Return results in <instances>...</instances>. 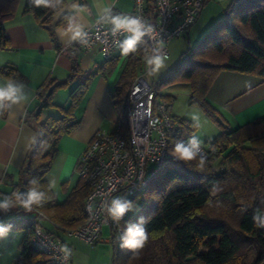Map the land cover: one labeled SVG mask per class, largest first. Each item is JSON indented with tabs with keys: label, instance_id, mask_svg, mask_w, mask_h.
<instances>
[{
	"label": "trees",
	"instance_id": "trees-1",
	"mask_svg": "<svg viewBox=\"0 0 264 264\" xmlns=\"http://www.w3.org/2000/svg\"><path fill=\"white\" fill-rule=\"evenodd\" d=\"M22 1L23 13L32 14L47 29L53 13L60 8L37 7L32 0H0V50L9 48L4 24L14 17ZM147 1L148 11L153 12V1ZM148 54V44L141 40L136 52L126 56L110 93L123 132V103L132 82L144 69ZM223 70L264 78V0H230L221 22L193 50L183 53L177 66L154 85L157 90L175 81L186 82L191 92L190 103L198 105L220 132L204 145L198 144L211 155L209 160L203 161L196 155L186 162L172 155V151L177 143L188 146L193 140L189 136L193 128L172 116L173 128L166 134L167 158L163 166L150 178L145 190L133 198V213L120 218L121 240L117 242L111 233V264H264V117L233 130L224 126L205 98L211 82ZM92 75L81 73L73 62L68 80L75 79L76 85L70 91L67 107L52 102L53 92L65 82L49 81L39 88L36 117L50 108H56L60 114L41 122L35 120L31 125L35 140L20 170L19 188L26 182L28 190L35 188L44 196L39 205L28 209L33 217L19 216L2 225L7 231L23 234L13 264H50L47 256L30 243L36 213H41L47 224L41 220L38 223L58 238L57 229L69 231L85 220L83 206L88 188L83 181L78 179L64 203L58 204L46 175L60 138L79 126L74 111ZM0 77L24 80L13 66L0 67ZM50 88L52 93L47 96ZM161 97L168 101L170 111L172 97ZM213 167L219 169L215 172ZM138 217L143 218L140 224H136ZM136 228L146 231L148 239L144 246L122 247L127 231Z\"/></svg>",
	"mask_w": 264,
	"mask_h": 264
},
{
	"label": "crops",
	"instance_id": "crops-1",
	"mask_svg": "<svg viewBox=\"0 0 264 264\" xmlns=\"http://www.w3.org/2000/svg\"><path fill=\"white\" fill-rule=\"evenodd\" d=\"M70 2L73 0H64V4ZM78 3L88 9L78 18L84 30L100 19L108 23V17L102 11L106 6L112 8L111 15H129L133 8V0H78ZM205 10L206 7H203L184 37L188 41L197 24L203 19ZM73 14L69 8H59L53 13L50 29H47L32 14L23 13L22 1L14 17L4 24L9 48L0 50V67L13 66L24 80H12L13 87L17 89L15 103L0 102V204L8 202L7 207H0V226L15 221L19 216L24 217V212L29 211L20 206L15 199V193L19 188L20 170L35 140L31 125L35 120L41 122L47 117L60 114L56 108H50L42 110L38 118L36 117L41 85L49 81L65 82L53 92L52 102L55 106L67 107L70 91L76 85L75 79L68 80L72 74L73 62H76L81 73L93 74L74 111L79 126L71 134L60 138L53 164L46 175L58 204L64 203L77 184L76 179L73 181L76 164L92 136L97 131L116 130L118 115L111 103L110 93L125 65L126 56L122 55L119 48L107 61L96 48L90 51L81 50L75 45L77 40H71L69 35H61L57 30L66 28L65 17ZM173 40L169 42L168 50ZM7 81L0 77V86L6 87ZM205 98L227 129L233 130L255 123L264 117V78L228 70L220 71L208 87ZM171 108L172 102L170 114L175 116ZM218 130L220 132L219 128ZM58 235L70 252L71 264H75V243L89 244L72 237L69 239L76 242L69 241ZM22 237L21 231L6 232L0 240V264H13L19 254ZM100 243L111 242L102 237Z\"/></svg>",
	"mask_w": 264,
	"mask_h": 264
},
{
	"label": "built area",
	"instance_id": "built-area-1",
	"mask_svg": "<svg viewBox=\"0 0 264 264\" xmlns=\"http://www.w3.org/2000/svg\"><path fill=\"white\" fill-rule=\"evenodd\" d=\"M152 1L154 10L150 12L147 0H133L129 15L153 28L152 33L141 37L148 44L149 56L163 54L168 58L169 42L187 35L208 0ZM112 27L103 19L97 20L84 30L86 43L77 40L75 45L84 51L96 48L108 61L130 35L123 30L113 35ZM150 73L151 68L145 65L127 92L123 103L125 131L119 122L113 132L97 131L78 159L75 171L88 188L83 206L85 220L65 231L67 236L95 246L102 242L103 227H108L119 242L123 233L120 219L113 220L107 208L113 199L120 198L131 204L124 216L131 215L135 208L133 198L145 190L150 178L163 166L167 158L166 134L173 128V121L169 103L154 87ZM196 152L203 161L211 156L202 146ZM218 169L212 168L215 172ZM36 215L31 246L46 255L50 264H71V255L66 256L61 250L63 241L49 235L38 223L44 216L39 212Z\"/></svg>",
	"mask_w": 264,
	"mask_h": 264
},
{
	"label": "rangeland",
	"instance_id": "rangeland-1",
	"mask_svg": "<svg viewBox=\"0 0 264 264\" xmlns=\"http://www.w3.org/2000/svg\"><path fill=\"white\" fill-rule=\"evenodd\" d=\"M230 0H208L204 7V17L197 24L196 30L188 41L186 38H175L169 46L170 56L165 59V66L160 69L159 72L153 74L152 71L149 74L150 79L157 85L171 70H173L181 58L183 53L193 50L195 46L202 41L211 29L216 27L224 16V8L227 6ZM157 91L161 95H168L172 97V111L177 119L185 121L192 126V130L189 136L200 145H204L207 139L212 140L219 133V126L215 124L202 109L196 105L191 104V92L190 87L186 82L175 81L168 83ZM178 123L176 124V126ZM210 137V138H209ZM78 181V175L75 172L73 181ZM24 217H33L32 211H26L23 214ZM43 223H46L40 219ZM143 218L138 217L136 224H140ZM47 224V223H46ZM57 234L63 236L64 239H69L64 231L56 230ZM103 239H108L111 242V232L108 227H104L102 230ZM119 245H117L118 247ZM73 260L75 264H111L112 261V245L111 243H99L95 246L85 245L76 242L73 250Z\"/></svg>",
	"mask_w": 264,
	"mask_h": 264
},
{
	"label": "clouds",
	"instance_id": "clouds-1",
	"mask_svg": "<svg viewBox=\"0 0 264 264\" xmlns=\"http://www.w3.org/2000/svg\"><path fill=\"white\" fill-rule=\"evenodd\" d=\"M32 3L37 7L43 5L44 7L56 8L60 6V10L63 8H69L74 14L71 16H66L65 20L67 22L66 28H60L57 31L61 35H69L71 40H79L86 43L87 33L84 31V26L79 22L78 18L82 14L86 13L88 9L82 7L78 0H73L69 4H64V0H32ZM103 13L108 17L107 22L113 27L111 29L112 34L115 35L118 31L123 30L125 33H130V35L124 40L121 47V53L124 56H128L130 53H134L137 50V45L141 41L146 33H152L153 28L147 24L146 21L141 18L130 16V15H111L112 8L106 6L102 9ZM160 47H163L162 43L158 46L157 52L159 53ZM166 57L163 54H156L145 57V63L147 67L151 68L153 74L160 71L161 68L165 66ZM6 87L0 86V102L11 101L16 102V92L17 89L13 87L12 80H8ZM198 144L195 140L189 141L188 146L183 143H177L172 151V155L183 161H192L196 158ZM35 183V182H33ZM44 193L38 192L35 188H32L27 193L25 199L20 200L18 198V203L21 207L25 209H30L31 205H39L40 201L43 199ZM8 202L0 204V207H7ZM131 207V204L124 202L120 198L113 199L111 206L107 208L108 215L116 221H119L121 217L124 216L126 211ZM255 219V218H254ZM7 229L0 226V236H3ZM148 237L146 231L143 228H136L135 230L129 229L124 239L122 247L128 249H139L142 248L147 241ZM62 251L65 252L66 256L69 255V250L66 245L62 246Z\"/></svg>",
	"mask_w": 264,
	"mask_h": 264
},
{
	"label": "water",
	"instance_id": "water-1",
	"mask_svg": "<svg viewBox=\"0 0 264 264\" xmlns=\"http://www.w3.org/2000/svg\"><path fill=\"white\" fill-rule=\"evenodd\" d=\"M51 91H52V88H50L49 89V91L47 92V96H49L50 94H51ZM26 182H24L23 183V186H21L18 190H17V192L15 193V199L18 201V198L20 199V200H23V199H25L26 198V196H27V193L29 192V190L26 188ZM34 206V204L33 205H31V208Z\"/></svg>",
	"mask_w": 264,
	"mask_h": 264
}]
</instances>
